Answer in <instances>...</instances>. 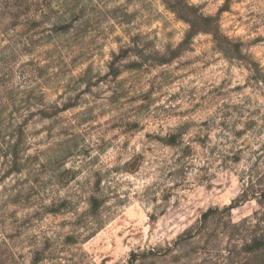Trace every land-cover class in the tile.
Masks as SVG:
<instances>
[{"label": "clouds", "instance_id": "9594fccd", "mask_svg": "<svg viewBox=\"0 0 264 264\" xmlns=\"http://www.w3.org/2000/svg\"><path fill=\"white\" fill-rule=\"evenodd\" d=\"M257 49L264 0H0V264H264Z\"/></svg>", "mask_w": 264, "mask_h": 264}, {"label": "rangeland", "instance_id": "374dc122", "mask_svg": "<svg viewBox=\"0 0 264 264\" xmlns=\"http://www.w3.org/2000/svg\"><path fill=\"white\" fill-rule=\"evenodd\" d=\"M192 43H196V41H192ZM255 55H256L257 59L264 58V49H257L255 51Z\"/></svg>", "mask_w": 264, "mask_h": 264}]
</instances>
